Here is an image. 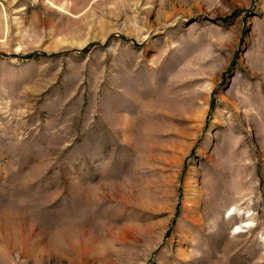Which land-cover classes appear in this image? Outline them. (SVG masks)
I'll return each mask as SVG.
<instances>
[{
    "label": "rangeland",
    "instance_id": "rangeland-1",
    "mask_svg": "<svg viewBox=\"0 0 264 264\" xmlns=\"http://www.w3.org/2000/svg\"><path fill=\"white\" fill-rule=\"evenodd\" d=\"M0 264H264V0H0Z\"/></svg>",
    "mask_w": 264,
    "mask_h": 264
}]
</instances>
